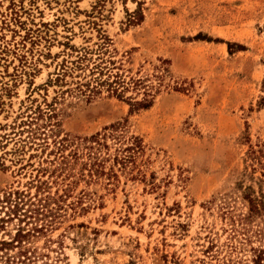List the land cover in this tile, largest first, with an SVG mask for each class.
Listing matches in <instances>:
<instances>
[{"label": "rangeland", "instance_id": "374dc122", "mask_svg": "<svg viewBox=\"0 0 264 264\" xmlns=\"http://www.w3.org/2000/svg\"><path fill=\"white\" fill-rule=\"evenodd\" d=\"M107 60L148 108L90 92ZM116 123L142 150L110 178L58 165ZM8 192L50 212L34 264H264V0H0V239Z\"/></svg>", "mask_w": 264, "mask_h": 264}, {"label": "trees", "instance_id": "16d2710c", "mask_svg": "<svg viewBox=\"0 0 264 264\" xmlns=\"http://www.w3.org/2000/svg\"><path fill=\"white\" fill-rule=\"evenodd\" d=\"M84 59V56L76 58L74 61L76 63L75 68H79V64ZM106 63L104 65L100 61L90 68L89 83L94 84L93 91L90 90V92L96 93L99 90H104L108 95L126 101L130 107L136 110L148 108L152 102L153 87L147 85L139 77L123 75L121 68L114 67L112 61L107 60ZM81 86L87 87V82ZM75 147L80 148L83 153H78V149H74L65 156L60 155L58 165L63 167L67 164L70 166L80 162L81 166L86 167L90 179L100 175L108 176V178L112 176L111 170L103 172V165L109 156L110 148H113L115 154H120V157L114 155V162L119 161L122 167L127 160L132 158L133 153L142 150L140 140L137 137L127 135L124 126L119 123L109 125L102 128L99 133L79 139L78 146L75 145ZM67 156L69 157L68 160ZM83 157V161H80ZM9 196H12V200L9 199ZM24 199L25 197L19 192H10V195L8 192L5 197L4 201L12 202V209L15 213L19 212L20 206L26 207L21 214L22 218L16 219L14 233L9 235L10 237L7 239H0V264H34V255H32L30 246L32 239L37 236L40 229L35 224L27 227L28 223H25L24 219L36 220V216L41 215L39 211H44L47 214L50 212L45 209L46 204L39 203L37 205L30 198ZM5 222L0 219V229ZM22 222L23 225H20Z\"/></svg>", "mask_w": 264, "mask_h": 264}]
</instances>
